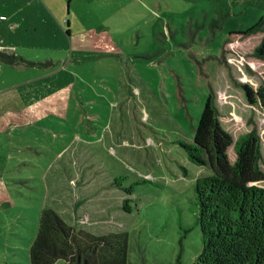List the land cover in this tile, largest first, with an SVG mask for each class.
<instances>
[{
	"label": "rangeland",
	"instance_id": "rangeland-1",
	"mask_svg": "<svg viewBox=\"0 0 264 264\" xmlns=\"http://www.w3.org/2000/svg\"><path fill=\"white\" fill-rule=\"evenodd\" d=\"M220 1L231 15L213 35L216 0H0V50L27 60L0 61V264H31L44 207L77 229L127 232L128 264H178L197 178L213 173L184 147L211 87L234 139L258 126L264 170V108L236 83H264L251 55L264 34L232 35L264 11ZM201 249L197 225L181 264Z\"/></svg>",
	"mask_w": 264,
	"mask_h": 264
},
{
	"label": "trees",
	"instance_id": "trees-1",
	"mask_svg": "<svg viewBox=\"0 0 264 264\" xmlns=\"http://www.w3.org/2000/svg\"><path fill=\"white\" fill-rule=\"evenodd\" d=\"M243 8L255 6L264 11V0H233ZM214 15L208 23L213 35L224 27L231 9L216 0ZM205 26L198 24L197 28ZM70 32V31H67ZM264 34V12L241 35ZM231 35L228 37L230 39ZM253 57L264 61V35L254 47ZM0 61L7 64L27 62L18 55L0 50ZM240 85L252 104L264 108V83L258 89L247 83ZM217 94L213 87L205 103L194 132V143L184 144L190 160L208 166L213 173L201 175L196 181V221L186 227L180 238L178 264L182 262L184 239L199 225L202 249L194 264H264V170L262 138L258 126L234 139L221 119ZM234 145L235 156L229 149ZM232 158V160H231ZM185 174L188 171L185 170ZM125 177L117 178L122 187ZM133 194V186L125 188ZM132 198L123 208L132 212ZM31 264H128L129 234L111 232L97 235L77 229L52 207H44L40 215L38 233L30 247Z\"/></svg>",
	"mask_w": 264,
	"mask_h": 264
},
{
	"label": "crops",
	"instance_id": "crops-1",
	"mask_svg": "<svg viewBox=\"0 0 264 264\" xmlns=\"http://www.w3.org/2000/svg\"><path fill=\"white\" fill-rule=\"evenodd\" d=\"M3 16H5L4 14H1V18L3 17ZM4 19H6V18H4ZM68 31H70V29L68 30ZM70 33V32H69ZM5 45L4 44H2V43H0V48H2L3 49V47H4ZM64 86V85H63ZM60 83H59V87H57V88H55L53 91H56L57 90V92L55 93V100H60L59 99V97H60V95H61V91L64 89V87H63ZM50 100H51V98H50ZM59 103V102H58ZM45 104V103H44ZM32 116L30 115V116H28V118L27 117H14V121H11V119L9 118V123L10 124H20V125H26L29 121H31L32 120V118H31ZM16 118H19V119H16ZM33 119H35L34 117H33Z\"/></svg>",
	"mask_w": 264,
	"mask_h": 264
},
{
	"label": "built area",
	"instance_id": "built-area-1",
	"mask_svg": "<svg viewBox=\"0 0 264 264\" xmlns=\"http://www.w3.org/2000/svg\"><path fill=\"white\" fill-rule=\"evenodd\" d=\"M3 17H4V16H3ZM3 17H2V18H3Z\"/></svg>",
	"mask_w": 264,
	"mask_h": 264
},
{
	"label": "clouds",
	"instance_id": "clouds-1",
	"mask_svg": "<svg viewBox=\"0 0 264 264\" xmlns=\"http://www.w3.org/2000/svg\"><path fill=\"white\" fill-rule=\"evenodd\" d=\"M0 49H2V48H0Z\"/></svg>",
	"mask_w": 264,
	"mask_h": 264
}]
</instances>
